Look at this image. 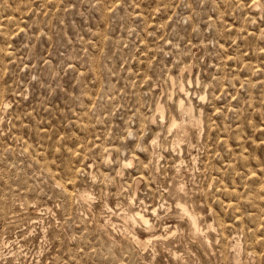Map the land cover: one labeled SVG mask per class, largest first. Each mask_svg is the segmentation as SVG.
<instances>
[{"label":"rangeland","instance_id":"rangeland-1","mask_svg":"<svg viewBox=\"0 0 264 264\" xmlns=\"http://www.w3.org/2000/svg\"><path fill=\"white\" fill-rule=\"evenodd\" d=\"M0 264H264V0H0Z\"/></svg>","mask_w":264,"mask_h":264},{"label":"bare ground","instance_id":"bare-ground-1","mask_svg":"<svg viewBox=\"0 0 264 264\" xmlns=\"http://www.w3.org/2000/svg\"><path fill=\"white\" fill-rule=\"evenodd\" d=\"M179 106L180 107H183V103H182V100H180V102H179ZM158 109H160L161 110V115L163 116V112H164V110H163V106L162 105H158ZM183 109V108H182ZM181 109V110H182ZM187 109H190V108H187ZM183 112H185V111H183ZM192 120V119H191ZM194 121H198V118H195L194 119ZM173 123H176V121L175 120H173ZM177 124H179V123H177ZM179 126V125H178ZM84 194V193H83ZM183 209H186V207L185 206H183L182 207ZM132 214H133V212H132ZM135 215L138 217V218H140L141 220H143L144 222H148V219L145 217V215L143 214V213H141L140 211H137V212H135ZM190 219H191V222H192V224H193V226H194V228L196 229L197 228V217H196V215L195 214H193V213H191L190 214ZM132 238H133V240H136L138 243H140V244H144L143 243V241H141L138 237H136V235L134 236H132ZM146 239V238H145ZM6 241V240H5ZM9 253V252H8ZM7 253V254H8Z\"/></svg>","mask_w":264,"mask_h":264}]
</instances>
